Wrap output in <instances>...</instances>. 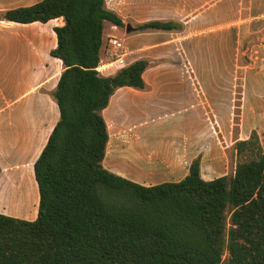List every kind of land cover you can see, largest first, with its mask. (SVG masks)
Returning a JSON list of instances; mask_svg holds the SVG:
<instances>
[{"label": "trees", "instance_id": "obj_1", "mask_svg": "<svg viewBox=\"0 0 264 264\" xmlns=\"http://www.w3.org/2000/svg\"><path fill=\"white\" fill-rule=\"evenodd\" d=\"M0 18L64 20L50 53L63 65L52 94L60 119L34 165L37 218L0 214V264H264V148L256 131L238 138L241 80L234 173L205 180L199 156L184 179L146 187L103 165V111L116 90H145L151 65L141 59L113 76L97 71L105 23L124 28L122 18L105 0H43ZM175 29L173 22H148L135 32Z\"/></svg>", "mask_w": 264, "mask_h": 264}, {"label": "crops", "instance_id": "obj_2", "mask_svg": "<svg viewBox=\"0 0 264 264\" xmlns=\"http://www.w3.org/2000/svg\"><path fill=\"white\" fill-rule=\"evenodd\" d=\"M41 1L0 0V14ZM105 2L125 25L127 66L151 63L142 76L147 88L116 90L103 111L107 170L150 187L184 179L200 156L203 179L234 173L238 80V138L256 131L264 148V0ZM148 22H173L176 29L126 33L127 25ZM63 25L62 18L30 24L0 18V214L37 218L34 165L60 119L52 94L63 65L50 53L57 47L54 29Z\"/></svg>", "mask_w": 264, "mask_h": 264}, {"label": "built area", "instance_id": "obj_3", "mask_svg": "<svg viewBox=\"0 0 264 264\" xmlns=\"http://www.w3.org/2000/svg\"><path fill=\"white\" fill-rule=\"evenodd\" d=\"M108 43L111 46L112 53H110L114 59L102 63L101 61L99 67L97 68V71L101 74L104 75L106 74V70H110V73H116L122 68H125L127 64L125 63V60L123 59L122 51H124V45L122 40L116 38V37H109L108 38Z\"/></svg>", "mask_w": 264, "mask_h": 264}, {"label": "rangeland", "instance_id": "obj_4", "mask_svg": "<svg viewBox=\"0 0 264 264\" xmlns=\"http://www.w3.org/2000/svg\"><path fill=\"white\" fill-rule=\"evenodd\" d=\"M116 1L117 0H112V4L115 5L117 3ZM244 4H246V3H244ZM124 30L125 29H123V28L122 29L121 28H117V27L116 28H112V25L110 23H106L105 28H104V36L106 37V39H105V42H106L105 46L106 47L103 50V54H102V57H101L102 60H103L102 63H106V62L114 59V57L110 54V53H112L111 52L112 49H111V46L109 45V43L107 42L108 41V37L109 36H116L118 39H120V40H122L124 42L125 41V36H124V33H123ZM240 41H241L240 44H241V49H242V47H243V35H241V40ZM105 72H106V74H104L105 76L112 75V73H110V70H106ZM113 74H115V73H113ZM234 154H235L234 151L230 150L229 155L231 156V160H232L233 163H234ZM232 174L233 173L231 172L230 175H232Z\"/></svg>", "mask_w": 264, "mask_h": 264}, {"label": "water", "instance_id": "obj_5", "mask_svg": "<svg viewBox=\"0 0 264 264\" xmlns=\"http://www.w3.org/2000/svg\"><path fill=\"white\" fill-rule=\"evenodd\" d=\"M135 32V28H133L131 25H127L126 27V33L131 34Z\"/></svg>", "mask_w": 264, "mask_h": 264}]
</instances>
